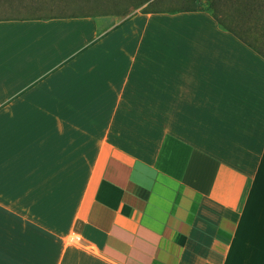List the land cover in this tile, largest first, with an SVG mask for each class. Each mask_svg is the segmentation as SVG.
I'll use <instances>...</instances> for the list:
<instances>
[{
  "label": "crops",
  "instance_id": "1",
  "mask_svg": "<svg viewBox=\"0 0 264 264\" xmlns=\"http://www.w3.org/2000/svg\"><path fill=\"white\" fill-rule=\"evenodd\" d=\"M217 17L0 19V264H264V35Z\"/></svg>",
  "mask_w": 264,
  "mask_h": 264
},
{
  "label": "rangeland",
  "instance_id": "2",
  "mask_svg": "<svg viewBox=\"0 0 264 264\" xmlns=\"http://www.w3.org/2000/svg\"><path fill=\"white\" fill-rule=\"evenodd\" d=\"M198 6H208L209 0H197ZM188 0H0V19H34V18H65L89 15L91 33L101 34L94 39L132 23V32L142 26L141 11L148 4L151 7H182ZM225 0H218L217 9L228 8ZM263 3V2H262ZM257 16V14H256ZM88 22V23H89ZM77 105L79 103H72Z\"/></svg>",
  "mask_w": 264,
  "mask_h": 264
},
{
  "label": "trees",
  "instance_id": "3",
  "mask_svg": "<svg viewBox=\"0 0 264 264\" xmlns=\"http://www.w3.org/2000/svg\"><path fill=\"white\" fill-rule=\"evenodd\" d=\"M190 3H188L187 6H178V7H167V8H161V7H151L150 4H148L144 9H142V13H160V12H194V11H207L212 13L214 18L218 21L219 24L221 21L217 17L219 13V9H217V2L218 0H209L208 6H198L197 0H188ZM231 2L228 3V8H226L227 14L232 15H238L242 17L243 25L249 26L250 30H253L255 32H259L260 34L264 35V0H225ZM263 2V3H262ZM257 14V16H256ZM82 17V16H77ZM83 17H89V15H85ZM68 18V17H66ZM74 18V17H69ZM248 28V30H249ZM231 30V29H229ZM232 31H234L232 29ZM264 56V52H262Z\"/></svg>",
  "mask_w": 264,
  "mask_h": 264
},
{
  "label": "built area",
  "instance_id": "4",
  "mask_svg": "<svg viewBox=\"0 0 264 264\" xmlns=\"http://www.w3.org/2000/svg\"><path fill=\"white\" fill-rule=\"evenodd\" d=\"M68 240L71 243H77V242L80 241V237L75 235V234H73V235L69 236Z\"/></svg>",
  "mask_w": 264,
  "mask_h": 264
}]
</instances>
